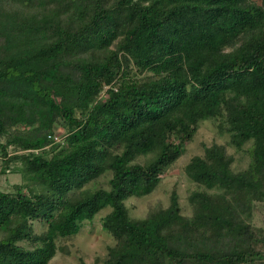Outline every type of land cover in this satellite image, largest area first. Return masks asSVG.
Instances as JSON below:
<instances>
[{
	"label": "trees",
	"instance_id": "1",
	"mask_svg": "<svg viewBox=\"0 0 264 264\" xmlns=\"http://www.w3.org/2000/svg\"><path fill=\"white\" fill-rule=\"evenodd\" d=\"M208 120L227 140L184 166L190 214L173 188L131 218ZM0 165L23 181L0 264H48L104 211L90 264H264V0H0Z\"/></svg>",
	"mask_w": 264,
	"mask_h": 264
},
{
	"label": "rangeland",
	"instance_id": "2",
	"mask_svg": "<svg viewBox=\"0 0 264 264\" xmlns=\"http://www.w3.org/2000/svg\"><path fill=\"white\" fill-rule=\"evenodd\" d=\"M253 1L257 4L261 2V0ZM215 124L212 120L202 123L194 140L187 146L185 154L173 167L161 176L158 186L151 194L141 198H132L127 202L129 216L131 218H142L153 208H164L168 206L169 195L173 188L176 189L179 195L183 213L185 215L190 214L191 211L187 203V196L190 192L199 188L189 181L183 172V168L192 156L202 153V146H209L213 142L224 143L227 140L226 135H219L216 132ZM57 131L60 132L61 130ZM236 159L239 160L236 163L239 166L238 168L246 167L248 162L246 155L241 154L240 158L236 156ZM143 161V157L138 158V162L142 163ZM21 183H23L21 174H13L12 172L0 173L1 191L10 192L12 185ZM96 185L105 187V179H101L100 182H97L93 186L96 187ZM105 212L94 217L91 222H87L81 231L72 239L62 241V246H65L66 251L59 250L48 264H79V258L85 263L90 264L95 258L103 257L106 254V247L113 243L112 238L101 227V217ZM253 225L264 228V205L262 204H256ZM40 229L36 223L35 230L38 232Z\"/></svg>",
	"mask_w": 264,
	"mask_h": 264
},
{
	"label": "built area",
	"instance_id": "3",
	"mask_svg": "<svg viewBox=\"0 0 264 264\" xmlns=\"http://www.w3.org/2000/svg\"><path fill=\"white\" fill-rule=\"evenodd\" d=\"M49 139H51L53 143H61L62 142V137L59 133H55L53 136L49 137Z\"/></svg>",
	"mask_w": 264,
	"mask_h": 264
}]
</instances>
